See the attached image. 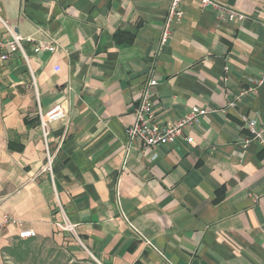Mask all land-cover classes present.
<instances>
[{"label": "crops", "instance_id": "crops-1", "mask_svg": "<svg viewBox=\"0 0 264 264\" xmlns=\"http://www.w3.org/2000/svg\"><path fill=\"white\" fill-rule=\"evenodd\" d=\"M216 1L248 18L183 0L162 44L172 0H0L18 34L58 43L0 61V264H264V146L240 128L241 114L264 122V0ZM152 79L160 121L208 110L193 142L127 137ZM59 100L51 174L39 110Z\"/></svg>", "mask_w": 264, "mask_h": 264}, {"label": "built area", "instance_id": "built-area-1", "mask_svg": "<svg viewBox=\"0 0 264 264\" xmlns=\"http://www.w3.org/2000/svg\"><path fill=\"white\" fill-rule=\"evenodd\" d=\"M183 0H172L167 18L162 31L161 43L164 44L172 34L173 25L181 22L184 12L181 7ZM202 8H211L216 12L219 20L241 23L248 16L243 12L222 4L216 0H199ZM0 21L5 26L7 35L0 36V61L8 60L12 55L19 53L29 64L30 55L25 49V43L32 44L35 54L42 52H55L58 43L55 39L48 42L36 41L32 37H24L18 34L14 28L0 17ZM262 83V80L256 83V86L245 93L252 94L256 87ZM157 84L155 79L150 80L143 88L141 97L134 107L133 122L127 126L126 135L129 140H140L145 147L156 149L161 146L174 145L179 139H184L188 143L193 142L194 138L186 134V129L200 122L202 116L208 113L206 108L193 107L184 116L172 121H160L153 109L151 100L152 87ZM68 107L65 100H59L49 110L43 112L39 110L40 130L45 145L47 146V162L45 169L52 174L54 156L48 148L49 126L52 122L64 120L67 118ZM240 128L247 130L248 136L245 139L244 146L251 142H257L264 146V122L257 118H249L245 114L240 115ZM155 154L153 158L155 159ZM60 229L70 232L77 240L80 237L77 232V225L71 222L70 218L63 213L61 221L56 224ZM36 233L33 230H24L19 232L18 236L22 239L34 237ZM82 243V242H81ZM83 244V243H82Z\"/></svg>", "mask_w": 264, "mask_h": 264}]
</instances>
